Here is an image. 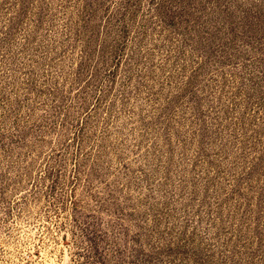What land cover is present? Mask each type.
Listing matches in <instances>:
<instances>
[{
	"label": "rangeland",
	"instance_id": "obj_1",
	"mask_svg": "<svg viewBox=\"0 0 264 264\" xmlns=\"http://www.w3.org/2000/svg\"><path fill=\"white\" fill-rule=\"evenodd\" d=\"M0 264H264V0H0Z\"/></svg>",
	"mask_w": 264,
	"mask_h": 264
}]
</instances>
